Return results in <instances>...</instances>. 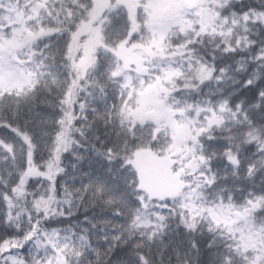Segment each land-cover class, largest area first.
Masks as SVG:
<instances>
[{"label":"snow or ice","instance_id":"6c2138e0","mask_svg":"<svg viewBox=\"0 0 264 264\" xmlns=\"http://www.w3.org/2000/svg\"><path fill=\"white\" fill-rule=\"evenodd\" d=\"M0 264H264V0H0Z\"/></svg>","mask_w":264,"mask_h":264}]
</instances>
